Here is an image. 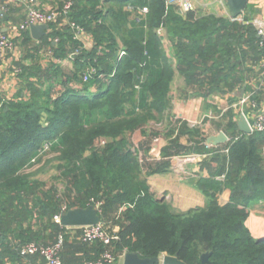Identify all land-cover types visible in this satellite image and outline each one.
I'll return each instance as SVG.
<instances>
[{"label": "trees", "instance_id": "obj_1", "mask_svg": "<svg viewBox=\"0 0 264 264\" xmlns=\"http://www.w3.org/2000/svg\"><path fill=\"white\" fill-rule=\"evenodd\" d=\"M70 1L67 18L91 35L92 48L86 50L73 38L69 24H51L38 41L24 32L25 43H32L36 53L39 42L50 46L57 59H69L75 49L79 52L70 59L71 74H64L54 62L50 73L38 65L26 69L38 78L37 83H26L28 96L0 104V264L5 258H19V244L54 240L64 230L53 220L61 211L60 201L20 171L50 150L59 153V164L72 175L77 192L90 198L80 207L104 197L105 206H99L104 223L108 205L124 207L116 221V254L164 253L186 264H202L200 254L210 251L206 264H264V238H253L246 226L248 205L264 199V131L244 134L231 122L233 136L225 144L226 152H221L205 148L201 138L193 137L199 136V130L185 126L183 132L196 142L190 148L210 153L218 164L195 182L208 198L206 204L185 210H174L150 190L147 176L158 169L141 160L125 135L167 108L172 67L165 60L164 38L175 70L188 82L224 92L243 79L242 46L264 49L257 43L254 27L213 14L197 17L193 10L180 14L166 0ZM142 6L148 9L145 14L139 13ZM120 50L124 55L118 59ZM87 68L94 72L84 82L78 73L83 75ZM72 79L78 88L70 84ZM55 84L60 89L54 93ZM92 85H97L95 91H90ZM100 136L112 139L102 149L94 145ZM46 142L49 148L40 153ZM223 188L230 190V199L220 204L216 197ZM70 208L74 207L65 210ZM65 247L79 249L87 260H94L104 246L100 242L70 245L65 239L61 257L67 264Z\"/></svg>", "mask_w": 264, "mask_h": 264}, {"label": "crops", "instance_id": "obj_2", "mask_svg": "<svg viewBox=\"0 0 264 264\" xmlns=\"http://www.w3.org/2000/svg\"><path fill=\"white\" fill-rule=\"evenodd\" d=\"M37 2L42 8L49 9L57 5L61 6L63 0H37ZM9 5L10 9L6 13H1L0 15V30L5 33H10L12 27L23 18L24 14L22 6L18 4V0H10ZM193 5V11L197 17L205 14H213L214 16L239 21L242 24L252 25L255 29L256 37V28L253 22H264V0H248L243 12L236 17L230 15L224 0H193ZM176 11L180 14L186 13L179 8H176ZM4 16H7V19H4ZM64 24H66L65 19H60L59 22L56 23L57 27ZM14 35L16 48L4 59L0 60V104L5 100H17L28 96L29 90L26 83H37L38 78L35 74H29L26 69L29 70L31 67L38 65L41 70L46 73L49 71L50 73L51 63L54 62L58 64L59 62L68 60L67 58H55L50 46L44 43L41 44V42L38 43L39 48L36 53L32 49V43H25L24 33L19 35L14 33ZM82 38L87 39L88 42H92V37L87 32ZM163 43L165 60L168 64H171L172 67L169 89L166 94L167 108L163 112L164 118H170V122H164V129H169L172 132V136H178V138L181 139L186 135V133L183 132L184 127H193L199 130V136L194 137V139L198 141L201 138L199 143L205 148L209 150L219 149L221 152H226L225 144L232 138L234 131L230 123L232 122L236 126V121L241 112L249 122L257 113L264 112V77L260 75V63L264 59V49H254L252 46L244 44L242 46V52L245 55L242 64V81L235 84L231 91L214 92L198 88L195 81L188 82L177 70H175V65L171 56L172 50L166 38H164ZM82 44L83 48L88 50L83 39ZM61 70L64 71L63 68H61ZM58 89H60V84H55L53 87L54 93L57 92ZM220 131L227 135L228 140L226 142L217 145L208 144L206 142L207 137L216 135ZM186 142L189 143V146H194L196 143L193 140L190 141L189 138ZM157 145L152 140L147 146L146 152L151 159L159 155L160 149L165 148V144L163 146ZM177 145L179 147L185 146V144H181V142H178ZM261 152L264 156V143L261 145ZM194 153H196L200 159L190 162L193 164L192 171L195 178L193 183H189L190 179H178V181H175L167 178H164V181L160 182L164 184L165 189H170L169 191L175 192L183 198L189 200L196 198L198 202L190 207H203L208 198L201 192L200 188L195 185V182L200 176H208L209 171L215 170L218 164L211 160L210 153ZM177 172L180 174L182 173L179 170H177ZM215 178L221 180L220 176H216ZM216 198L220 204L227 202L230 199V190L228 188H223L217 193ZM246 226L249 232L256 236L264 232V199L252 202L248 205ZM115 230H118V225H116ZM76 234V230L66 229V242L70 245L81 243L76 237ZM10 240L11 243L14 244H18L19 242L18 239L13 237H10ZM52 241V239H46V241L40 242L50 243ZM65 257H67L65 258L67 264H88L92 261L87 260L86 254L83 251L73 247L67 248V250L65 247ZM4 264H44V262L41 258L34 256L25 259L20 257L5 258Z\"/></svg>", "mask_w": 264, "mask_h": 264}, {"label": "rangeland", "instance_id": "obj_3", "mask_svg": "<svg viewBox=\"0 0 264 264\" xmlns=\"http://www.w3.org/2000/svg\"><path fill=\"white\" fill-rule=\"evenodd\" d=\"M82 39L85 41L87 49H91L93 46V39L92 42H88L85 38ZM71 61L72 60L68 59L58 63L60 64L61 68L64 69V74H71V69L73 67ZM78 77H81V80H83L81 73H78ZM100 78L104 80L106 77L104 75H100ZM70 84L76 87L78 86V82L75 79H72L70 81ZM96 89L97 85L90 86V91H95ZM153 116V119H149L150 121L146 124L125 134L129 139L128 146L132 150L134 149L139 152L138 156L143 162H145L146 164L150 163L153 168L158 169V172L150 173L147 176V183L149 184V188L152 192H154L156 197L166 199L171 204L174 210L187 209L191 205L196 204L198 202L197 199L195 198L189 200L183 198L177 193L169 191L170 189H165L164 184H162V182L160 181H164V178L175 181H178V179H190L189 183H193L195 178L192 171L193 164H191L190 162H192V160L197 161L200 159L199 156L194 153L197 152L196 150H198V147L190 148L189 143L186 142L188 138H190L189 134L186 133L184 138L179 139L178 136H172V132L169 129H164V122H170V118H164V113L160 115L155 113ZM189 128L192 129L193 127ZM193 137L195 136L193 135ZM116 138L118 139L120 137L117 136ZM155 139H157V141L155 142L156 145L158 144L157 146H163L165 144V147L171 146V148L167 151L165 149H160L158 155L159 158L157 156L153 159H148L149 156L147 152L144 151L145 147ZM111 140V138H108L106 136H100L94 141V145L96 148L102 149ZM192 140L194 141V139ZM178 142H181V144H185V146L178 148L177 146H175ZM45 144L48 143H43L42 147H44ZM58 154L59 153L57 151H45L37 163L30 167H25L20 171L21 173L27 175V177L30 179L35 178L34 180L40 183V185H37L36 187H38L42 191H50L51 195H53L54 198H57L60 201V208L68 206L80 207L79 205H81V203H87L90 198L86 197V195L81 192H77L76 187L72 185V175H68V172L64 168V166L59 164L60 161L57 159ZM86 154L88 153L86 152L84 155ZM177 170L181 171L182 173L180 174L179 172H177ZM32 185H34L35 187L36 184L33 183ZM101 199L102 200H98L99 206L103 205L104 207L106 204V200L104 199V197H102ZM123 209L124 207L118 205H108V207L105 209L104 224L111 232L115 231L116 225H118L116 221L120 219ZM76 230L78 232L80 229L77 228ZM250 234L255 239L264 237V232L257 234V236L252 233ZM122 254L123 252L118 253L115 261L112 264H122ZM164 255L166 254L162 253L159 256L163 257Z\"/></svg>", "mask_w": 264, "mask_h": 264}, {"label": "built area", "instance_id": "obj_4", "mask_svg": "<svg viewBox=\"0 0 264 264\" xmlns=\"http://www.w3.org/2000/svg\"><path fill=\"white\" fill-rule=\"evenodd\" d=\"M10 0H0V11L6 13L10 9ZM18 4L22 6L24 10L23 18L12 27L11 32L18 35L29 31L31 24H56L60 19H65L66 24H69L73 31V38L82 43V37L86 33L85 30L77 25L75 22L69 21L67 18L68 12L71 7L70 0H63L61 6H54L46 9L39 6L37 0H18ZM166 4L173 5L175 8H179L183 12L194 10L193 0H166ZM147 7L142 6L139 8L140 14L147 12ZM256 28V35L258 37V45L264 47V22L254 21ZM50 28V27H49ZM49 29L47 30V32ZM5 33L0 30V60L4 59L16 48V42L14 39V33ZM79 52L75 49L69 59H73V56ZM124 55V51L120 50L118 59ZM94 72L93 68H87L86 72L82 75V81H86L89 74ZM260 75L264 77V59L260 63ZM251 132H263L264 131V112H259L249 122ZM157 139L154 140L156 142ZM45 147V148H44ZM42 147L40 153L49 148V143ZM34 161V158L32 159ZM222 178V176L220 177ZM99 213V202L92 205ZM66 207H62L60 213L53 216V220L60 224V215L65 212ZM80 230L77 232L76 237L82 242L87 244H93L100 242L104 247L96 259L92 260L88 264H112L117 254L113 250V241L116 240V230L111 232L104 224L99 221L96 224L83 225V226H64V230L59 232L55 239L50 243H43L40 241H28L17 246V254L20 258H30L37 256L41 258L44 264H65L61 257V251L65 242L66 229L67 230ZM77 231V230H76ZM123 255V254H122ZM121 255V256H122Z\"/></svg>", "mask_w": 264, "mask_h": 264}, {"label": "water", "instance_id": "obj_5", "mask_svg": "<svg viewBox=\"0 0 264 264\" xmlns=\"http://www.w3.org/2000/svg\"><path fill=\"white\" fill-rule=\"evenodd\" d=\"M226 6L228 7L229 13L232 17L240 15L248 0H224ZM1 15V11H0ZM7 19V16H4ZM49 29L48 24H31L29 27V33L31 37L35 40L47 34ZM237 129L244 133L250 134L251 128L246 120L244 114L241 112L239 118L236 121ZM228 140L227 135L220 131L216 135H211L206 138L208 144L217 145L219 143H224ZM100 221V215L97 210L92 206L88 205L86 207H74L66 210L60 215V225L61 226H83L96 224ZM264 238V237H262ZM211 252L207 251L200 254V261L202 264L209 263V256ZM122 264H186L184 261L178 259L174 255L166 254L163 257L151 256V257H141L135 252H124L122 255Z\"/></svg>", "mask_w": 264, "mask_h": 264}]
</instances>
